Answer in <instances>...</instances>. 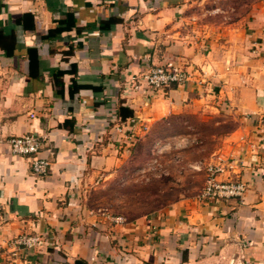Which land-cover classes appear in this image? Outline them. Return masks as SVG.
Wrapping results in <instances>:
<instances>
[{"label":"crops","instance_id":"obj_1","mask_svg":"<svg viewBox=\"0 0 264 264\" xmlns=\"http://www.w3.org/2000/svg\"><path fill=\"white\" fill-rule=\"evenodd\" d=\"M198 2L3 0L0 264H264V0L192 31ZM158 64L192 80L152 89L142 74ZM122 105L133 114L122 118ZM28 132L44 137L46 175L10 149ZM219 154L244 159L230 173L250 188L200 202ZM141 167L178 191L117 222L98 193L115 184L122 196ZM22 232L45 242L15 255L9 242Z\"/></svg>","mask_w":264,"mask_h":264},{"label":"built area","instance_id":"obj_2","mask_svg":"<svg viewBox=\"0 0 264 264\" xmlns=\"http://www.w3.org/2000/svg\"><path fill=\"white\" fill-rule=\"evenodd\" d=\"M2 13L3 0H0V18ZM142 79L148 87L162 89L174 84H187L192 80V75L185 67L158 64L144 72ZM205 81V78L198 80L201 85ZM31 115L34 116L35 114L32 113ZM115 129L120 136L114 138V140L121 143L122 137H125L124 127L119 124L116 125ZM9 144L12 153L30 158L34 175L43 176L48 174L50 161L40 156V151L44 146V137L42 135L32 132L15 135L9 138ZM243 162V158H234L223 154L215 155L213 160L205 164L204 185L198 192L197 199L200 202H210L215 200L228 201L235 197H242L250 188V185L241 177L232 178L231 173ZM114 219L117 222H124L126 217L119 215L115 216ZM44 242V237L39 233L22 232L13 237L9 243L14 248L13 253L19 255L25 250L43 245Z\"/></svg>","mask_w":264,"mask_h":264},{"label":"rangeland","instance_id":"obj_3","mask_svg":"<svg viewBox=\"0 0 264 264\" xmlns=\"http://www.w3.org/2000/svg\"><path fill=\"white\" fill-rule=\"evenodd\" d=\"M258 0H199L193 7L191 22L188 24L192 31L201 28L224 27L233 21L246 15L252 5ZM209 29V28H208ZM143 176L134 185L124 184V194L117 195L115 184L106 187L104 193H98L107 207L119 212L128 218L135 212H146L157 207L165 201L170 200L178 191V186L168 183L164 175H159L156 179L147 178V170L140 168ZM168 187V188H167ZM167 188V189H165ZM172 188V189H171ZM165 189V190H164ZM97 196V195H96Z\"/></svg>","mask_w":264,"mask_h":264},{"label":"trees","instance_id":"obj_4","mask_svg":"<svg viewBox=\"0 0 264 264\" xmlns=\"http://www.w3.org/2000/svg\"><path fill=\"white\" fill-rule=\"evenodd\" d=\"M57 31L60 32V29ZM52 32L53 31H51L50 33H52ZM29 53H30V60H31V65H32V64H34V62L37 59L36 49L30 48ZM64 73H65L64 71L58 72L59 75H64ZM80 87H81L80 85H75V89H79ZM119 114L121 115L122 118H125L126 116L132 115L133 112L131 110H129L127 107L122 105L119 107Z\"/></svg>","mask_w":264,"mask_h":264}]
</instances>
